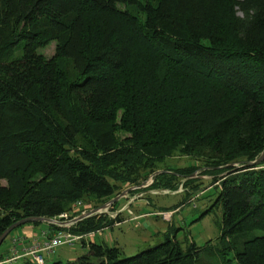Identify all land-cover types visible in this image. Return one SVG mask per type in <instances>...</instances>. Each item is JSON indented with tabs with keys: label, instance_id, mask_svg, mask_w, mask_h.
<instances>
[{
	"label": "trees",
	"instance_id": "trees-1",
	"mask_svg": "<svg viewBox=\"0 0 264 264\" xmlns=\"http://www.w3.org/2000/svg\"><path fill=\"white\" fill-rule=\"evenodd\" d=\"M263 148L264 0H0V234L156 169L150 188L173 191L208 173L215 198L197 218L222 210L215 248L166 233L125 255L83 239L86 253L49 264H264V160L243 165ZM175 155L196 162L166 165ZM105 217L70 229L121 220Z\"/></svg>",
	"mask_w": 264,
	"mask_h": 264
},
{
	"label": "rangeland",
	"instance_id": "rangeland-1",
	"mask_svg": "<svg viewBox=\"0 0 264 264\" xmlns=\"http://www.w3.org/2000/svg\"><path fill=\"white\" fill-rule=\"evenodd\" d=\"M37 50L48 57L54 52L53 42H48L46 46L38 47ZM193 162H196L193 158L191 159L184 155H175L167 158L166 165L175 167L181 164L189 165ZM157 170L160 171L159 169L155 171ZM155 171L146 176L137 185L140 186L138 188H130V186L133 187V184L130 186H121V189L117 193L130 188L124 194L119 195L118 200L112 205L113 209L117 211L122 206L121 204L126 203V208L119 209L120 214L118 216L121 217V220L118 224L106 226L99 231L97 230L92 237L84 236L85 243L96 240L106 245L120 246L124 250L125 255L139 252L148 245L153 246L157 244L158 241L163 240V235L166 233L168 235H175L176 240H182L187 235L188 240L193 241L201 247L205 245L208 239H210V245L212 247L215 248L218 245L217 238L219 236L221 208L218 205L213 206L207 214L201 218H197L199 213L206 210L215 198V190L212 187L210 175L208 173H202L200 169H196L193 175L189 177L195 176L197 178L196 181L200 184L199 187L194 190L190 189V187L180 184L183 180L181 178L176 190L169 189L167 193H163L160 190L161 188L157 190L150 188L152 178L158 172ZM221 174H218V176ZM185 192H188V198ZM182 199L184 200L179 204ZM176 204L179 205L176 208H171ZM105 206V209L103 208L104 210L98 212L100 214L96 212L93 214H104L106 216L105 218L115 219L117 216L114 218V210L108 205ZM26 224L24 223L22 226ZM45 225H47V221L42 220L34 225V228L38 230ZM20 227L21 225L14 228L11 232H8L2 245H0V254L4 256L2 260L9 255L8 248L10 242L8 238L16 235L15 233L20 230ZM80 243L76 242L69 246L58 245L51 255L49 253H43L44 264H49L51 260L56 259L66 261L86 253V244L82 245ZM47 257L52 259L49 260ZM22 262H27V258L20 257L12 261L11 264H20Z\"/></svg>",
	"mask_w": 264,
	"mask_h": 264
},
{
	"label": "built area",
	"instance_id": "built-area-1",
	"mask_svg": "<svg viewBox=\"0 0 264 264\" xmlns=\"http://www.w3.org/2000/svg\"><path fill=\"white\" fill-rule=\"evenodd\" d=\"M132 188H138L140 186L132 185ZM160 189V188H159ZM157 190V189H155ZM161 192L167 193V189H160ZM111 209H113V203H106ZM120 208H126V203L121 204ZM106 207V206H105ZM115 212L114 218L120 214L119 209ZM91 209L88 208L84 203L78 201L73 208L72 213H61L58 214L55 218H50L51 220L47 222L49 226H52L54 229L49 227H44L38 233H34L30 239L25 241V237L17 233L16 235L10 236L9 242V255L5 257V259L0 261L1 263L12 262L20 257L28 258L30 262L33 264H44V255L43 253H49L51 255L58 245H71L76 242H81L85 237H91L93 235L90 233H81L76 234L71 231V225H73L76 221L80 220L79 217L83 214L86 215V212ZM105 209V208H104ZM103 208L96 209L93 213H98L99 211L104 210ZM121 209V210H122ZM100 214V213H98ZM93 215V214H91ZM90 215V216H91ZM86 217V216H83ZM119 221H115L114 224H118ZM85 240V239H84Z\"/></svg>",
	"mask_w": 264,
	"mask_h": 264
},
{
	"label": "water",
	"instance_id": "water-1",
	"mask_svg": "<svg viewBox=\"0 0 264 264\" xmlns=\"http://www.w3.org/2000/svg\"><path fill=\"white\" fill-rule=\"evenodd\" d=\"M262 160H264V148H263V150L262 151H260L258 154H257V156H256V158L254 159V160H246L244 163H243V165H246V166H248V167H250V166H253V165H256L258 162H260V161H262ZM231 164H233V163H231ZM230 164V165H231ZM234 165V167H241V166H243V165H241V166H238V165H236V164H233ZM158 171V170H157ZM157 171H155V172H157ZM160 172V171H159ZM130 188H132L131 186H130ZM130 188H127L126 190H123V191H121V192H119V193H117L113 198H111L110 200L109 199H107L106 201H105V203H103V204H100V205H98V206H92V208L91 209H89L87 212H86V215L85 214H83V215H81L80 217H79V219L80 218H82L83 216H86V217H88V216H90L91 214H93V212L96 210V209H98V208H104L105 207V205H106V203H114L115 201H117L118 200V196L119 195H121V194H124V192H127L128 190H130ZM32 220H34V221H42V220H45V221H50L51 219L50 218H47V216H42V217H35V216H29V217H25V218H19V219H17L16 221H14L13 223H11L10 225L8 224L5 228H4V231L0 234V244L2 243V240L5 238V236L8 234V232H11L14 228H16L19 224H24V223H28L29 221H32Z\"/></svg>",
	"mask_w": 264,
	"mask_h": 264
},
{
	"label": "crops",
	"instance_id": "crops-1",
	"mask_svg": "<svg viewBox=\"0 0 264 264\" xmlns=\"http://www.w3.org/2000/svg\"><path fill=\"white\" fill-rule=\"evenodd\" d=\"M48 227V225H45V226H42V228H44V227ZM42 228L41 229H38V230H36L35 228H34V225H32L31 223L30 224H26V225H23V226H21L20 227V230H18L15 234H17V233H20V234H22L24 237H25V241H27L28 242V240L30 239V237L35 233H38L40 230H42ZM92 237V236H91ZM80 244H82V243H80ZM48 258V257H47ZM49 260H51L52 258H48Z\"/></svg>",
	"mask_w": 264,
	"mask_h": 264
}]
</instances>
